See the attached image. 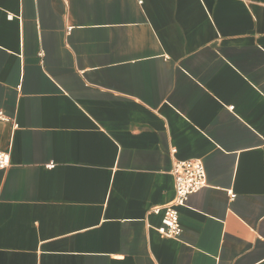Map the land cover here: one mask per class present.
<instances>
[{
    "label": "crops",
    "instance_id": "obj_1",
    "mask_svg": "<svg viewBox=\"0 0 264 264\" xmlns=\"http://www.w3.org/2000/svg\"><path fill=\"white\" fill-rule=\"evenodd\" d=\"M141 1L0 0V264H264V0Z\"/></svg>",
    "mask_w": 264,
    "mask_h": 264
},
{
    "label": "built area",
    "instance_id": "obj_2",
    "mask_svg": "<svg viewBox=\"0 0 264 264\" xmlns=\"http://www.w3.org/2000/svg\"><path fill=\"white\" fill-rule=\"evenodd\" d=\"M140 2L142 1L140 0ZM69 30H71V27L68 28ZM0 120L8 121L10 118L3 111H0ZM10 162V153L0 150V168H6ZM52 165L49 164V167H52ZM172 173L175 178V198L168 204L153 206L152 211L155 213L163 212L162 225L159 226L158 231L167 237L179 238L183 227L180 222L178 207L185 206L191 194L208 185L207 172L203 160L191 158L176 159ZM230 195L234 197L235 193L230 191Z\"/></svg>",
    "mask_w": 264,
    "mask_h": 264
}]
</instances>
